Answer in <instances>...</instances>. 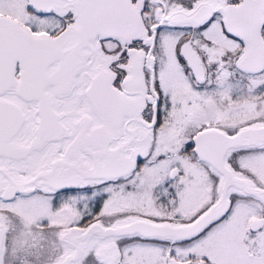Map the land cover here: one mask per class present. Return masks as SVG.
I'll return each instance as SVG.
<instances>
[{
	"label": "snow or ice",
	"instance_id": "1",
	"mask_svg": "<svg viewBox=\"0 0 264 264\" xmlns=\"http://www.w3.org/2000/svg\"><path fill=\"white\" fill-rule=\"evenodd\" d=\"M0 264H264V0H0Z\"/></svg>",
	"mask_w": 264,
	"mask_h": 264
}]
</instances>
